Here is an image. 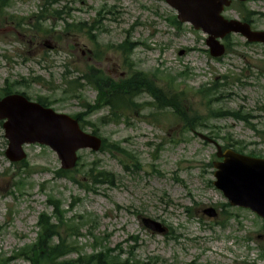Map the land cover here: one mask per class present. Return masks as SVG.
<instances>
[{"label": "rangeland", "instance_id": "1", "mask_svg": "<svg viewBox=\"0 0 264 264\" xmlns=\"http://www.w3.org/2000/svg\"><path fill=\"white\" fill-rule=\"evenodd\" d=\"M45 2L10 0L0 13V90L13 86L33 101L48 100L58 113H84L82 104L94 103L98 93L83 81L82 99H78L65 92L71 91L68 81L80 78L90 66L115 80L129 77L132 72L115 48L128 40L134 44L133 70L159 72V84L164 88V78L178 77L180 91L186 94L180 109L205 116L200 123L194 122L196 132L217 135L222 146L242 142L236 146L245 155L264 158V46L247 45L245 39L232 35L231 50L221 60L214 59L205 34L187 24L180 30L171 24L177 13L165 0H49L50 17L37 25ZM245 9L252 12L255 29L264 31V0H251ZM245 9L232 6L224 16L243 19ZM54 11L64 15L52 17ZM64 20L92 27L98 45L86 31L64 33ZM36 25L50 34L37 30ZM96 49L105 53L99 64L91 59L90 53ZM214 84L218 86L213 98L219 100L212 108L241 112L248 124L208 115L199 90ZM152 101L144 94L138 103ZM146 107L126 113L119 124L100 126V118L109 114L107 108L88 117L92 126L99 127L102 138L120 144L126 153L80 152L81 163L73 176L81 184L59 177L57 155L39 145L24 147L27 168L11 166L0 126L1 260L29 264L18 257L22 248L36 243L39 217L52 215L54 208L48 200L53 197L61 201L66 219L80 225L77 237H67L78 251L71 254L73 259L79 252L92 254L96 236L105 238L104 247L98 245V250L121 247L125 258L136 247L137 259L151 264H264V221L249 210L227 206L228 201L213 185L216 148L187 129L171 109ZM151 112L161 113L159 122L144 118ZM93 168L95 173L115 174V186L88 181L85 174ZM20 179L23 186L15 188V180ZM188 208H193L192 216ZM209 208L218 212L216 219L203 214ZM142 218L164 224L169 233L153 234L144 228ZM53 222L59 224L56 219ZM68 225H58L61 235L66 236Z\"/></svg>", "mask_w": 264, "mask_h": 264}, {"label": "water", "instance_id": "2", "mask_svg": "<svg viewBox=\"0 0 264 264\" xmlns=\"http://www.w3.org/2000/svg\"><path fill=\"white\" fill-rule=\"evenodd\" d=\"M233 0H167L179 13L182 23H190L196 30L209 36L207 46L213 57H221L225 47L220 43L231 33L241 34L251 43L264 44V32L253 31L250 25L236 20H226L222 13ZM247 1V0H241ZM0 121H3L5 138L8 141L6 156L11 162L26 159L25 145L41 144L50 147L59 157L64 170L76 166L77 153L91 149L99 151L102 140L83 132L77 120L57 114L39 104L28 101L20 95L8 96L0 101ZM204 141L214 144L207 136ZM216 163L217 181L214 185L221 190L232 206L251 209L264 219V160L250 158L232 150L222 151L218 147ZM210 217H216L214 209L206 210ZM147 228L163 234L166 229L161 224L144 220Z\"/></svg>", "mask_w": 264, "mask_h": 264}, {"label": "trees", "instance_id": "3", "mask_svg": "<svg viewBox=\"0 0 264 264\" xmlns=\"http://www.w3.org/2000/svg\"><path fill=\"white\" fill-rule=\"evenodd\" d=\"M10 0H0V13L5 7L9 5ZM50 2L46 0L43 5L44 11L39 19H47L50 17ZM64 15V12L54 11L52 17H59L60 19ZM247 22H250V16L245 15L244 18ZM65 21L64 33H75V32H84L86 28L83 24H71L68 21ZM174 26L180 30V24L174 19ZM36 27V26H35ZM38 30L43 31L45 35H49L50 32L48 29L42 27H37ZM86 36L89 37L92 41L96 40L95 36H92L91 31L85 32ZM232 44L227 45L228 51L231 50ZM123 56L130 57L132 53V47L128 42H124L123 45L115 47ZM102 53L97 51L96 57L100 58ZM129 67H132V64H129ZM150 77H154L161 80L158 74H146L144 72H135L129 78L124 80L115 81L110 77H106L101 70L90 69V72L85 73L81 78H78L73 81H68V85L71 88V91L74 95H78V91L83 88L82 81L86 82V85L92 87L98 92L97 101L94 105L84 103L83 106L86 108L87 113L84 114L83 118L76 117L80 122L85 123V118L88 115L96 111H100L105 107H110V115L107 117H102L99 120L100 126L109 124V123H119L124 117V111L131 109L134 104V99L143 93H149L155 100L154 104L158 108H169L172 110L175 117L183 122L185 126L189 129H195L198 124H194L195 121L201 122L205 119V116L199 114L198 112H192L188 114L183 112L180 109V106H183V95L185 98L184 92H180V85H178V77H173L171 79L164 78L171 87L168 93L164 92L161 87H157L155 80ZM214 85L212 88H205L200 90L199 94L203 95V98L206 100V106L208 107V115L216 119L230 118L234 117L237 120L248 122L247 117H245L241 112H230L226 111L223 108H212L213 102V93L216 91ZM15 91L13 86H7L5 90H0V96L12 94ZM44 106H50L46 101L40 100ZM130 111V110H128ZM88 124L90 122H87ZM1 125V124H0ZM95 130L98 127L93 126ZM96 134V133H95ZM213 138V137H212ZM217 138V137H215ZM231 143L227 144V147H230ZM103 150H107L112 154L124 153L121 150L119 144H111L105 141L103 145ZM26 165V164H25ZM68 173L60 171L59 176H67ZM87 179H89L93 184H110L113 185L116 180V176L113 173L109 172H96L95 169H91L86 173ZM76 181V180H74ZM23 183H16V187L22 185ZM54 206V217L57 218L60 222V225L64 223V213L60 210V203L58 201L50 200L49 202ZM39 226L41 227V232L39 233L38 240L33 245H28L25 248L21 249V254L19 259L29 262L30 264H146L142 261H139L135 258L134 252H130L126 258H123V252L115 254L116 250L106 248L101 251H97L92 254H81L77 259H69L70 256L75 251V246L68 243L67 238H62L60 232L58 231L59 226L52 223V218L47 214H42L39 220ZM67 237L70 235H75L78 232V228L74 226H66L65 230ZM58 237L59 242L54 244V239ZM72 237V236H71ZM97 243L100 241L98 238L95 240ZM0 264H9V261L0 260Z\"/></svg>", "mask_w": 264, "mask_h": 264}]
</instances>
